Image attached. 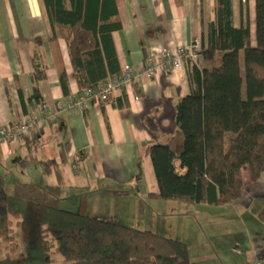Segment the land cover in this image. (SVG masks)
Here are the masks:
<instances>
[{"label":"crops","instance_id":"crops-1","mask_svg":"<svg viewBox=\"0 0 264 264\" xmlns=\"http://www.w3.org/2000/svg\"><path fill=\"white\" fill-rule=\"evenodd\" d=\"M47 2L49 8L46 0H0V127L32 112L35 53L47 76L37 84L43 102L54 106L79 94L68 45L75 35L52 38L55 29L72 28L74 12L80 11L86 28L96 31L95 40L93 30L89 31V41L98 47L88 58L100 61L93 73L111 77L121 75L127 66L142 69L146 59L163 48L199 41L206 49L219 9V0ZM232 5L234 27L249 22L251 47L256 48L257 0H232ZM106 24H118L109 37L101 31ZM221 55L218 51L217 58ZM110 56L115 57L113 63ZM199 68L212 67L203 62ZM62 72L67 75L68 96ZM195 73L187 61L178 69L162 68L151 78L142 72L132 84L116 91L109 103H92L82 112L64 111L57 118L43 115L34 132L0 148L6 185L12 189L17 184L57 187L62 208L99 213L178 239L188 246L191 263L217 255L218 240L236 227L234 222H240L249 244L247 262L264 257V169L255 183L244 172L242 197L226 206L154 196L160 188L150 149L168 143L176 134L177 102L192 93ZM201 250L204 256L198 255Z\"/></svg>","mask_w":264,"mask_h":264},{"label":"trees","instance_id":"trees-1","mask_svg":"<svg viewBox=\"0 0 264 264\" xmlns=\"http://www.w3.org/2000/svg\"><path fill=\"white\" fill-rule=\"evenodd\" d=\"M83 18L80 11L74 12L72 28L55 29L52 37L75 35L68 45L80 91L97 87L108 77L93 73L100 61L88 58L98 47L89 41V31L93 30V40L96 31L87 29ZM108 21L109 16L104 22ZM116 25L100 26L103 36L109 37ZM208 38L202 64L212 68L194 66L196 85L177 102L176 134L168 143L150 149L160 188L154 196L226 206L242 197L244 172L255 183L264 169V0H257L256 48L251 47L249 22L234 27L232 0H219ZM113 59L109 57L111 63ZM33 64L31 104L40 105L37 84L47 78L46 70L37 53ZM60 78L68 96L66 73H60ZM59 191L52 186L17 184L9 194L0 155V239L8 248L0 264H54L51 240L57 241L62 264H191L184 242L118 219L68 211L60 204Z\"/></svg>","mask_w":264,"mask_h":264},{"label":"built area","instance_id":"built-area-1","mask_svg":"<svg viewBox=\"0 0 264 264\" xmlns=\"http://www.w3.org/2000/svg\"><path fill=\"white\" fill-rule=\"evenodd\" d=\"M186 61L194 66H201L202 46L199 41L175 49L163 48L158 54H151L146 59V65L142 69L127 66L121 75L107 77L97 87H86L76 97H65L54 106H50L45 102L40 105L33 102L31 113L22 116L19 121L12 123V125L0 127V148L6 144L17 143L22 137L34 132L42 123L43 115L49 118H57L58 114L64 111L76 110L82 112L92 103H109L116 91L132 84L134 79L142 72L151 78L162 68L178 69ZM246 264H264V257H256Z\"/></svg>","mask_w":264,"mask_h":264},{"label":"rangeland","instance_id":"rangeland-1","mask_svg":"<svg viewBox=\"0 0 264 264\" xmlns=\"http://www.w3.org/2000/svg\"><path fill=\"white\" fill-rule=\"evenodd\" d=\"M6 191L9 194H11L13 192V189L6 185ZM87 214L101 220L114 219V218H106L104 215L95 212H88ZM12 221L14 224L17 222L16 220H12ZM234 223L236 227L233 229L229 228L230 231L228 233H224L223 238L221 237V240H218L217 245H219L221 248L219 247L217 251V255L208 259H204L202 257L201 259H198L191 264H246L247 254H245V251L249 249V244L247 242V233L242 223L240 222H234ZM13 228L16 229L15 225L13 226ZM235 240H239V242L234 243ZM17 243L19 242L17 241ZM51 243L55 246L52 251V259L54 264H62L63 258L61 257L60 254L56 253L57 241L51 240ZM7 249H8L7 246H5V244H3L0 239V257H3L6 254ZM203 254L204 253L201 250L199 251L198 255L204 256Z\"/></svg>","mask_w":264,"mask_h":264}]
</instances>
